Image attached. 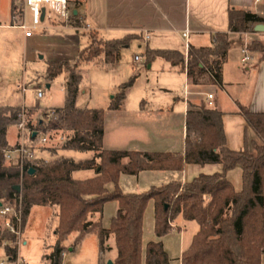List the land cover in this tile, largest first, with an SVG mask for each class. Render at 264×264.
<instances>
[{
    "label": "trees",
    "instance_id": "obj_1",
    "mask_svg": "<svg viewBox=\"0 0 264 264\" xmlns=\"http://www.w3.org/2000/svg\"><path fill=\"white\" fill-rule=\"evenodd\" d=\"M22 0H12V14L21 9ZM78 20V16H74ZM264 18L250 11H229V32L215 33L211 47L190 46L188 53L176 50L146 48V66L162 59L187 72L194 85L204 84L208 75L212 82L222 85L223 68L229 52L236 44L244 46L241 38L230 34L254 33ZM81 27V21H77ZM141 35L130 34L107 40L89 35L88 45L75 60L49 61L47 79L54 81L66 73L65 104L60 108L0 106V203L22 212V230L34 207L58 210V227L53 251L45 256L49 264H63L64 254L76 250L89 234L99 239L101 254L112 250L113 264H171L162 241L150 242L143 250V225L148 204L154 203L155 235L163 238L174 230L173 223L182 217L196 222L199 230L183 252L181 264H262L264 256V114L240 107L248 126L260 142L246 140L244 150H231L226 144L223 113L214 105L190 103L186 114L185 150L183 153L144 152L104 149L105 110L79 108L77 98L82 83L79 68L93 63L100 69L111 70L119 62L121 52L130 48ZM252 53L264 59V42L252 41ZM136 76L119 86L110 110H120L127 90ZM48 110L55 112L56 124L46 119ZM39 117L33 121V118ZM28 120L26 128L37 133L31 140L45 134L51 139L63 137L60 149H53L50 160H25L21 166L10 165L4 152L12 150L9 129ZM61 152L93 153V157L76 161ZM57 152V153H56ZM221 164V172L200 174L192 181H173L142 193H124L119 181L122 175L138 176L145 171L183 172L187 165ZM242 171V188L237 190L228 175ZM30 170L34 172L31 174ZM94 171L88 179H76L74 173ZM113 185V189H110ZM20 187L21 191L15 188ZM116 202L118 209L110 228L102 226L104 207ZM76 234L71 246L66 242ZM5 245V246H4ZM15 260L19 254L17 236L0 225V247ZM102 264H106L101 259Z\"/></svg>",
    "mask_w": 264,
    "mask_h": 264
},
{
    "label": "crops",
    "instance_id": "obj_2",
    "mask_svg": "<svg viewBox=\"0 0 264 264\" xmlns=\"http://www.w3.org/2000/svg\"><path fill=\"white\" fill-rule=\"evenodd\" d=\"M70 6L74 11V15L76 13L75 16H78V20L86 27L88 26L89 29L98 32L102 38L111 40L120 39L130 34L141 35L142 39L135 40L132 44L136 43L137 47L143 51V62L145 61L144 53L147 47L153 50H176L187 54L186 40L183 37L186 31L189 33V47H211L215 33L229 32V11L231 9L250 11L264 18V0H261L259 3H256L255 0H70ZM11 17L12 12L10 9L8 20H3L6 24H2L1 21L0 24L7 26L11 22ZM78 20L74 19L69 23H64L56 19L44 20L42 25L43 29L39 33V38L49 37V39H53L54 43L61 44L59 46L61 52H67L68 47L72 44L73 38L72 36L69 37L66 32H73L77 43L79 42L80 35H82L80 32L81 28L79 27L80 29H78L77 24H75ZM20 32L25 44L37 46L43 43L39 39L31 41L34 37L25 38L23 32ZM117 35L122 36L118 38L116 37ZM243 35L242 39L244 44L252 41L264 42V32ZM230 37L232 39H238L241 38V35L230 34ZM242 48L243 46L241 44H236L229 52L228 60L223 68L222 85L212 82L208 75L203 79L204 84L194 85L189 82L187 72L172 67L170 63L162 59L150 64V68L149 65L146 66L147 70L151 71L156 68L158 74L163 76L169 75L172 78H183L185 87L188 86V91L189 89L191 90L189 91L190 94L188 95L187 101L184 90L183 98L176 96L171 103L169 102L170 104L168 106H155L149 104V102H141L139 106L129 108L127 104L130 89H128L120 110H110L109 107L112 103L105 110L104 149L183 153L185 150L186 114L190 103L200 105L201 102H198L200 96H205L204 103L208 105V95H213L211 100L212 105L216 106L223 113L226 144L231 150H244L246 140H248L249 146L252 141L260 142V139H258L252 128L248 126L244 116L240 113V107L246 108L253 113L264 114V59H261L260 54L249 51L250 59L244 62ZM73 49L76 50L74 54H71L72 52L65 54L59 52L61 56H52L50 57V61L75 60L80 50L76 49V47ZM119 64L118 62L113 69H117ZM64 75H66L67 80V74L64 73ZM49 82L52 83V81ZM51 85L49 84L47 87L51 88ZM153 86L151 89L149 86L144 93H178L171 86V79H166L163 82L158 80ZM208 86L216 87L218 89L217 92L221 91L224 96L231 100L230 104L225 106V99L223 97H218L214 92L205 91L204 89ZM86 93L87 91L81 88L80 85L77 98V106L79 108L104 109L90 107L88 102L80 106L79 98ZM114 98L115 96H113ZM179 103H183L182 108L178 107ZM181 111L183 113L182 138L181 140H176L174 133L176 131L175 123ZM14 128L9 129L10 133L13 134V139H8L11 146L15 142ZM140 131L142 134L139 137L138 134ZM120 139L123 141L119 142ZM120 145L125 148H121L122 146ZM92 157L93 153H90V158ZM222 169L221 164H207L205 166L190 164L186 166L183 172H170L172 175H170L171 177L169 176L168 182L164 184L173 181L187 183L200 174L212 175L221 172ZM85 173L87 175L83 176ZM94 175V171H79L74 173V177L81 180L92 178ZM228 177L232 183L241 184L242 187L241 169L237 168L231 171ZM53 210L54 215L58 217V210L56 208ZM96 217L102 219L99 215H96L94 219ZM186 223L187 221L179 217L173 224H175L177 229L182 231V227ZM26 226L27 223L24 227L23 234H25ZM57 227L58 224L56 229ZM198 230L199 228L196 229V231ZM54 234L56 235V230ZM72 244L73 241L68 240L66 242L67 246H71ZM109 247L112 248L111 251L115 250V247ZM71 252L74 251L72 250ZM183 252L182 250L181 256L178 259L179 264H181ZM68 257V253L64 254L63 264L69 263ZM115 258L116 250L110 260L113 261ZM262 264H264V256Z\"/></svg>",
    "mask_w": 264,
    "mask_h": 264
},
{
    "label": "rangeland",
    "instance_id": "obj_3",
    "mask_svg": "<svg viewBox=\"0 0 264 264\" xmlns=\"http://www.w3.org/2000/svg\"><path fill=\"white\" fill-rule=\"evenodd\" d=\"M23 1V0H22ZM12 0H0V21L2 24L8 20L10 15ZM81 33L79 42L77 43L73 32H66L69 37L72 36V44L68 47L67 52L74 54L76 49L82 50L89 43V35L95 34L100 38L98 32L93 31L86 27L81 22ZM32 38L31 41L41 40L39 45L32 46L25 44L22 39L21 32L18 30L0 28V106H12V107H41V108H60L65 104V92L64 86L66 83V75L62 74L54 81L49 82L47 79V68L52 56H61L59 54L67 53L66 51L60 50L61 44L54 43L53 39L39 38V33ZM85 35V36H84ZM117 35L116 37H121ZM244 35H241V37ZM75 41V42H74ZM64 44V43H62ZM250 42L248 43V45ZM70 55V53H68ZM143 51L139 49L136 43H133L130 48L125 49L121 52L119 65L117 69L102 70L95 66V64H85L79 68V72L82 75L81 88L87 91L79 98V105H83L85 102L89 103L90 107L106 108L113 101V96L116 95L118 87L128 82L132 77L136 76L135 82L129 89L128 93V106L129 108L137 107L141 102H149L155 106H168L171 101L179 96L183 98L185 90V82L183 78H172L169 75L158 74L156 68L147 70L145 61L135 63V57L142 55ZM43 56V59H40ZM166 77V78H165ZM171 79V86L178 93H144L150 86L154 87L157 81L163 82L164 80ZM51 85V88L47 86ZM20 85H25L27 91L22 92ZM156 88V87H155ZM38 89H43L45 96L43 99L38 100L36 92ZM207 92H214L218 97L225 99V106L230 104V99L216 89V87L208 86L204 89ZM189 91H191L189 89ZM205 96H200L198 102L204 103ZM170 102V103H169ZM182 102V101H181ZM178 107H183V103H179ZM50 111V110H48ZM182 111L176 119V140L182 138V123L183 116ZM39 115L33 118L35 121ZM26 125L28 120L24 119ZM56 124V121L53 122ZM15 142L12 144V150L20 147L24 144L26 147H33L36 152V158H45L50 160L55 155L52 153L53 149H60L61 142L58 137H54L53 142L49 145L39 146L38 142H30L29 135L26 132L24 135L21 134L18 126H15ZM142 132L138 134L140 137ZM49 135V134H48ZM18 139H17V138ZM8 139H13V134L8 133ZM123 140L120 139L119 142ZM122 144V143H119ZM122 146V145H120ZM121 148H125L122 146ZM57 153V152H56ZM66 155L76 161L86 160L90 158V153H77V152H61L59 151L56 156ZM85 173L83 176H86ZM172 173H164L157 171H148L139 174L138 176L122 175L119 181V186L124 193H142L150 190L152 187L161 186L168 182L167 180L171 177ZM170 176V177H169ZM242 182V181H241ZM234 184V183H233ZM237 190L240 189L241 184H234ZM113 189V185L109 186ZM242 188V187H241ZM54 209V208H53ZM45 207H35L32 210L31 216L28 219L25 234L17 237V244L19 247L20 255L25 258L29 264H47L45 256L53 251V246L56 242V236L54 234L56 226L58 224V217L54 215V210ZM117 203L110 202L105 205L102 215V226L104 228H110L111 221L117 213ZM96 217L94 221H98ZM0 225L3 227V220L0 219ZM174 230L163 238H158L155 235V221H154V203L151 201L144 216L143 225V250L144 254L148 243L162 241L164 249L168 253L171 264H179L178 259L181 256V251H185L191 244L193 236L197 228H199L196 222H187L183 226V230L180 231L173 224ZM76 235L69 238V241H75ZM26 243V244H24ZM108 247L115 246L113 238L107 243ZM5 246V245H4ZM4 246L0 247V257H5ZM68 264H102L101 259L104 262L110 260L111 256L115 254V250L111 251L106 249L105 254L102 255L99 246V239L96 234L87 235L84 240L76 247L74 252H67Z\"/></svg>",
    "mask_w": 264,
    "mask_h": 264
},
{
    "label": "built area",
    "instance_id": "obj_4",
    "mask_svg": "<svg viewBox=\"0 0 264 264\" xmlns=\"http://www.w3.org/2000/svg\"><path fill=\"white\" fill-rule=\"evenodd\" d=\"M256 3L261 2V0H255ZM45 9V17L44 20L56 19L58 21H62L64 23H69L74 20V11L70 6V0H23L21 9L12 14L11 22L7 26H3L0 24V28L7 27L12 29H18L23 32L25 38H32L38 31L43 29L42 25L44 20H42V10ZM77 24V23H75ZM88 27V26H87ZM77 28L79 26L77 25ZM89 28V27H88ZM184 39L186 40V49H189L188 45V37L189 33L186 31L183 34ZM148 38V37H147ZM242 54L244 55L243 61H249V49L248 43H245L242 48ZM142 55H137L135 57V62L140 63L143 61ZM22 92L27 91V87L24 85L19 86ZM190 92L188 91V86L185 87V99L187 101L188 95ZM45 96V92L43 89H38L36 92V97L38 100L43 99ZM213 95L207 96L208 105L212 106ZM46 119L51 121L52 123L56 121L55 112L48 111ZM18 128L22 135L26 132L29 135L30 142H38L39 146L49 145L53 142L48 135L42 134L37 137L36 140H31L30 136L33 134L26 128V123L23 120ZM59 142H63L64 139L61 137L58 139ZM4 157L7 162L12 166H21L25 160H34L36 159V152L32 147H26L24 144H21L20 147L14 150H7L4 152ZM0 219L3 220V227L7 229L10 233L18 236L22 234V212L21 210H16L14 207L10 205H2L0 208ZM0 264H29L24 258H22L19 254L18 257L13 260L11 257L5 255V257H0Z\"/></svg>",
    "mask_w": 264,
    "mask_h": 264
},
{
    "label": "water",
    "instance_id": "obj_5",
    "mask_svg": "<svg viewBox=\"0 0 264 264\" xmlns=\"http://www.w3.org/2000/svg\"><path fill=\"white\" fill-rule=\"evenodd\" d=\"M42 20H44V17H45V9H43L42 10ZM75 15H76V13H75ZM255 31L256 32H259V33H262V32H264V24H259V25H257L256 26V28H255ZM40 59H43V56H40ZM151 66L149 65V68H150ZM38 134L37 133H34L33 134V137L35 138L36 136H37ZM34 171L33 170H30V173L32 174ZM17 191H21V188L20 187H16L15 188ZM2 207V203H0V208ZM73 249L71 248L70 249V251H72ZM107 264H113V261L112 260H109L108 262H107Z\"/></svg>",
    "mask_w": 264,
    "mask_h": 264
}]
</instances>
